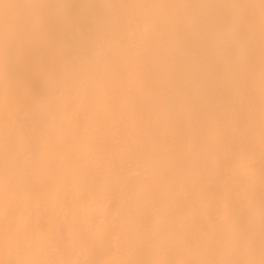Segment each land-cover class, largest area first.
Segmentation results:
<instances>
[{"label": "bare ground", "instance_id": "1", "mask_svg": "<svg viewBox=\"0 0 264 264\" xmlns=\"http://www.w3.org/2000/svg\"><path fill=\"white\" fill-rule=\"evenodd\" d=\"M0 264H264V0H0Z\"/></svg>", "mask_w": 264, "mask_h": 264}]
</instances>
